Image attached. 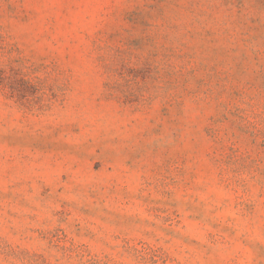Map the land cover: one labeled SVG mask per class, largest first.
I'll return each instance as SVG.
<instances>
[{
	"label": "rangeland",
	"instance_id": "1",
	"mask_svg": "<svg viewBox=\"0 0 264 264\" xmlns=\"http://www.w3.org/2000/svg\"><path fill=\"white\" fill-rule=\"evenodd\" d=\"M0 264H264V0H0Z\"/></svg>",
	"mask_w": 264,
	"mask_h": 264
}]
</instances>
